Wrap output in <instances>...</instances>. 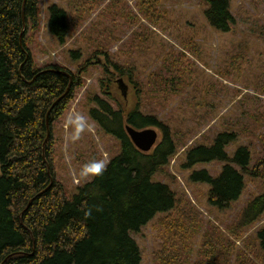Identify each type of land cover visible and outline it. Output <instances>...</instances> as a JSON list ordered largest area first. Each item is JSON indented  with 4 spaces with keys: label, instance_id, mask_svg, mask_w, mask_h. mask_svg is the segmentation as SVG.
Masks as SVG:
<instances>
[{
    "label": "trees",
    "instance_id": "16d2710c",
    "mask_svg": "<svg viewBox=\"0 0 264 264\" xmlns=\"http://www.w3.org/2000/svg\"><path fill=\"white\" fill-rule=\"evenodd\" d=\"M164 1L139 0V10L148 23H140L139 27L147 33L140 32L139 27L134 29L139 21L134 15L130 18L131 44H156L154 36L158 33L150 26L159 28L168 21ZM204 2L207 24L219 32H231L235 25L231 0ZM74 10L79 11L80 5L74 6ZM41 13L39 0H0V264H141V248L133 235L158 216H162L159 225L167 240L161 250H155V264H172L179 252L189 253L197 246L201 260L196 259L193 264H227L231 250L237 251L238 264H243V256L249 264H256L249 255L264 264V225L249 238L253 241L245 242V253L231 241L242 240L262 220L264 187L244 206L240 219L226 228L229 236L212 222L205 228L203 213L184 192L174 190L170 165L178 154V145L172 130L156 116L143 113L140 105L124 113L103 99H95L97 107L89 111V116L120 143V152L107 163L103 175L83 180L76 194L68 197L56 176L57 170L64 171L59 164L66 163L63 154H55V142L57 126L74 99L80 78L56 65L35 68L27 40L30 29L39 28ZM46 14L49 32L60 44H66L70 30L67 11L51 5ZM185 39L179 38L180 46L195 54L196 38L190 39L196 43L194 46L189 42L183 45ZM103 52L107 77L113 73L126 76L139 87L138 91L135 86L140 93L135 67L123 68ZM72 55L74 60L79 58L77 51ZM162 57L160 72L149 76L151 80L156 75L160 77L156 91L159 88L161 93L179 95L192 87L194 79L189 73V83L168 76L172 69L181 66L182 60L188 62L189 57L175 48L170 52L164 49ZM238 58L232 60L233 68H227L226 77L229 69H237ZM94 64L98 63L92 59L87 66ZM87 66L80 68V75L88 71ZM163 82L168 84L165 88ZM212 86L207 90L214 93ZM260 89L264 92V87ZM244 98L248 101L247 96ZM127 125L138 130L159 127L163 139L152 152L144 153L133 145ZM237 140L235 132L225 130L213 144L198 145L186 153L188 170L199 164H223L218 176L201 170L193 172L189 180L210 187L207 205L218 212L241 200L248 182L261 176L264 160L255 159L248 146H239L234 153L228 151ZM260 142L264 144L263 136ZM181 215H185L183 225ZM176 232L179 243L168 244L169 236L174 237ZM187 262L190 264L191 260Z\"/></svg>",
    "mask_w": 264,
    "mask_h": 264
},
{
    "label": "rangeland",
    "instance_id": "374dc122",
    "mask_svg": "<svg viewBox=\"0 0 264 264\" xmlns=\"http://www.w3.org/2000/svg\"><path fill=\"white\" fill-rule=\"evenodd\" d=\"M39 1L41 23L38 29H30L27 40L35 68L56 65L80 78V86L74 89V99L57 126L55 142V154H63V162L66 163V166L59 164V168L63 167L64 171L57 170L56 176L62 181L68 197L72 198L76 194L77 187L83 180L91 179L80 176L85 163L94 159H103L108 163L120 152V143L113 136L107 135L89 116V111L97 107L95 99H103L124 113L137 109L140 105L143 113L156 116L169 126L174 135L178 154L171 160V171L169 170L174 176V190L184 192L186 198L203 213L205 228H208V222H212L229 236L226 228L240 219L244 206L263 190L264 164L261 166V176L248 182L241 200L228 210L218 212L207 205L210 187L202 183L192 184L189 180L193 172L201 170H208L212 176H218L223 164H199L188 170L185 168L186 153L192 147L213 144L220 132L228 130L238 136L237 142L228 151L234 153L239 146H248L255 159L262 157V161L264 160V144L260 142L264 137V92L260 91V87H264V0H231L235 25L229 33L219 32L207 24L204 18L205 0H165L168 21L159 28L150 26L158 33L154 36L156 44L151 46L148 43L138 46V42L134 41L131 44L129 39H133L130 18L134 15L139 17V21L134 24L136 31L140 23H147L139 10V0ZM51 5H58L68 13L70 30L64 45L51 35L46 25V13ZM78 5L80 10H74V6L77 8ZM139 31L147 33L141 27ZM182 37L186 38L183 45L189 42L191 46L196 43L190 39L196 38L198 47L195 54L180 46L179 38ZM174 48L178 53H185L189 60H182L181 66L172 69L168 76L179 77L186 83L191 81L189 76L194 80L192 87L179 95H168L161 93L159 88L156 91L160 77L156 75L151 80L150 75L160 72L163 50L170 52ZM75 51L79 54L76 60L72 55ZM103 51L110 54L111 61L117 62L121 67H135L140 93L136 92L139 87L130 83L126 76L113 73L114 76L112 74L107 77ZM235 55L239 57L235 64L237 69H229L226 77L227 68H233L230 64L237 57ZM92 59L98 64L87 66ZM82 66H87L88 71L80 75ZM108 82L113 83L109 85ZM122 84L128 89L126 97L119 87ZM164 85L168 84L163 82L162 86ZM210 85H213L214 93L208 92L207 87ZM245 96L248 101H245ZM70 113L83 114L94 130L86 131L79 140L72 141V130L66 128L64 123ZM257 119L259 122H256ZM152 128L158 132L159 139H163L162 130L159 127ZM200 218L202 219L201 215ZM161 219L162 216L156 217L138 235H133L141 248V264H155V250H161V245L166 243L164 228L159 225L163 221ZM184 219L185 215H181L180 225H183ZM262 225L264 216L256 227L244 234L242 240L232 238L231 241L245 253V242ZM175 242L179 243L177 232L174 237L168 238V244ZM179 247H182V242ZM198 249L199 246L189 253L179 252L172 264H188V259L193 264L196 259L201 260L197 254ZM249 257L259 264L253 255ZM227 258V264L239 263L236 250H231ZM240 258L243 264H249L244 256Z\"/></svg>",
    "mask_w": 264,
    "mask_h": 264
},
{
    "label": "clouds",
    "instance_id": "9594fccd",
    "mask_svg": "<svg viewBox=\"0 0 264 264\" xmlns=\"http://www.w3.org/2000/svg\"><path fill=\"white\" fill-rule=\"evenodd\" d=\"M65 127L72 130L71 139L77 141L81 135L86 131L92 132L94 129L89 124L87 118L80 113H70L65 119ZM107 169V163L105 160H92L85 163L80 171V176L84 178L88 177H99Z\"/></svg>",
    "mask_w": 264,
    "mask_h": 264
},
{
    "label": "water",
    "instance_id": "95a60500",
    "mask_svg": "<svg viewBox=\"0 0 264 264\" xmlns=\"http://www.w3.org/2000/svg\"><path fill=\"white\" fill-rule=\"evenodd\" d=\"M123 85V91L126 94L127 88ZM69 93V91H67ZM126 132L132 141L133 145L140 151L144 153L152 152L155 147L158 145L160 139L159 134L154 128H147L143 130H138L131 127L130 125L126 126ZM50 134L48 135V137Z\"/></svg>",
    "mask_w": 264,
    "mask_h": 264
},
{
    "label": "flooded vegetation",
    "instance_id": "af4514ba",
    "mask_svg": "<svg viewBox=\"0 0 264 264\" xmlns=\"http://www.w3.org/2000/svg\"><path fill=\"white\" fill-rule=\"evenodd\" d=\"M119 87L122 88V90H123V84H122V86H119ZM127 94H128V92H126V94L124 93V91L122 92V95H123L124 97H126Z\"/></svg>",
    "mask_w": 264,
    "mask_h": 264
},
{
    "label": "bare ground",
    "instance_id": "6f19581e",
    "mask_svg": "<svg viewBox=\"0 0 264 264\" xmlns=\"http://www.w3.org/2000/svg\"><path fill=\"white\" fill-rule=\"evenodd\" d=\"M21 221L23 222V217L21 216Z\"/></svg>",
    "mask_w": 264,
    "mask_h": 264
}]
</instances>
